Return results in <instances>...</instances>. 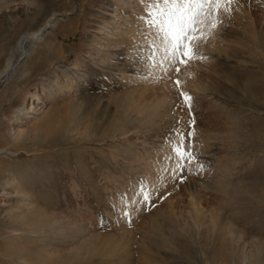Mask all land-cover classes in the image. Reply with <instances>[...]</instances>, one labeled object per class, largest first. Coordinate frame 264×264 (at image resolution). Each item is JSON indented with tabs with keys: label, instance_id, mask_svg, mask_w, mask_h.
<instances>
[{
	"label": "rangeland",
	"instance_id": "obj_1",
	"mask_svg": "<svg viewBox=\"0 0 264 264\" xmlns=\"http://www.w3.org/2000/svg\"><path fill=\"white\" fill-rule=\"evenodd\" d=\"M110 3L0 0V264H264V0L187 64L167 5Z\"/></svg>",
	"mask_w": 264,
	"mask_h": 264
},
{
	"label": "snow or ice",
	"instance_id": "obj_2",
	"mask_svg": "<svg viewBox=\"0 0 264 264\" xmlns=\"http://www.w3.org/2000/svg\"><path fill=\"white\" fill-rule=\"evenodd\" d=\"M158 2L169 8L166 13L161 11L163 19L157 21L159 31L170 43L168 51L178 54L180 62L187 64L189 60L196 57V44L203 37V29L197 26L205 23V13L210 17L218 13L222 6L230 5L233 0H158ZM224 10L227 11L228 8L224 7ZM211 26L215 27V24ZM176 58L174 55L173 59ZM176 71H179V68ZM179 83L180 81H177L178 85ZM182 95L186 101L191 100L186 93ZM177 151L181 150L177 148ZM182 154L191 157L190 153Z\"/></svg>",
	"mask_w": 264,
	"mask_h": 264
},
{
	"label": "bare ground",
	"instance_id": "obj_3",
	"mask_svg": "<svg viewBox=\"0 0 264 264\" xmlns=\"http://www.w3.org/2000/svg\"><path fill=\"white\" fill-rule=\"evenodd\" d=\"M131 1V0H130ZM128 3V0H126V1H124V3H122V2H118V1H113L112 0V3H110V4H106L105 5V7L108 9V10H113V11H115V13H119V14H122L123 16H125V17H123V16H117V15H111L110 13H109V17H110V15L113 17V19H110V20H107V21H102L101 23H100V25L99 26H105V24L108 22V21H111V23H112V25L113 26H111L112 27V29L111 30H117L116 28L117 27H120V26H122L123 25V22L125 21V20H127L128 21V19H127V17L129 18V16L130 15H132V14H130V11L131 10H134V9H132L131 8V5H128L127 4ZM122 4V5H121ZM127 7H130L131 9H127ZM128 10H130L129 12H128ZM126 13H128V15L129 16H127L126 17ZM125 23L126 24H128L126 21H125ZM122 28V27H121ZM106 30V29H105ZM96 33H98L97 34V36H99V33H102V31L99 29V28H97L96 30ZM114 31H111V32H107V33H103L104 35L103 36H101V37H99L100 39H102V40H104V41H106L107 40V38L109 37V36H111V34L113 33ZM117 32V31H116ZM38 33H39V31H37V32H34V33H24L23 35H21L20 36V39H19V44H22V43H24L26 40H28V39H31V38H37L38 37ZM117 45V44H116ZM96 47V46H95ZM116 48V47H115ZM8 67V66H7ZM5 71V70H4ZM37 98H39V94H36V99ZM32 100H35V98H32ZM131 106V105H130ZM135 106V105H134ZM137 110V107H135V111ZM21 124V122L19 123V125ZM23 124V123H22ZM18 125V126H19ZM17 129V131H19L20 129H18V128H16ZM138 153H140V152H138ZM141 153L142 154H144V155H146L147 156V158L148 159H150L152 156H153V154L152 153H155V151H153V150H144V151H141ZM140 153V154H141ZM145 156V157H146ZM146 159V158H145ZM143 160V159H142ZM147 160V159H146ZM144 161V160H143ZM142 162V161H141ZM152 164V163H151ZM149 166V165H148ZM151 167V166H150ZM154 168H155V166H154ZM156 169V168H155ZM150 171V170H149ZM155 174V177H158V175L159 174H162L160 171L159 172H157V174H156V172H154ZM150 177H151V173H150ZM154 178V177H153Z\"/></svg>",
	"mask_w": 264,
	"mask_h": 264
}]
</instances>
